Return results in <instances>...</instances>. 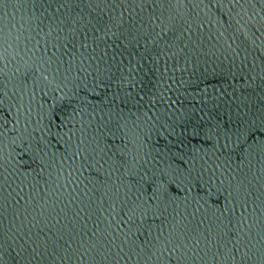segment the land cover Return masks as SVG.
Segmentation results:
<instances>
[{
    "label": "water",
    "instance_id": "obj_1",
    "mask_svg": "<svg viewBox=\"0 0 264 264\" xmlns=\"http://www.w3.org/2000/svg\"><path fill=\"white\" fill-rule=\"evenodd\" d=\"M0 264H264V0H0Z\"/></svg>",
    "mask_w": 264,
    "mask_h": 264
}]
</instances>
